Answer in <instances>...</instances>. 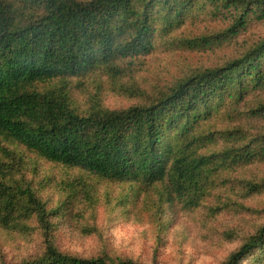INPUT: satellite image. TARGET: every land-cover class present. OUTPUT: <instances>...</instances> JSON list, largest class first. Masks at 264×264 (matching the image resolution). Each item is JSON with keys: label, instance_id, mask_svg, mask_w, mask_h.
<instances>
[{"label": "trees", "instance_id": "1", "mask_svg": "<svg viewBox=\"0 0 264 264\" xmlns=\"http://www.w3.org/2000/svg\"><path fill=\"white\" fill-rule=\"evenodd\" d=\"M100 214L190 217L213 248L238 243L221 264H264V0H0V247L138 264Z\"/></svg>", "mask_w": 264, "mask_h": 264}, {"label": "rangeland", "instance_id": "2", "mask_svg": "<svg viewBox=\"0 0 264 264\" xmlns=\"http://www.w3.org/2000/svg\"><path fill=\"white\" fill-rule=\"evenodd\" d=\"M116 101L108 99L106 103L114 106ZM171 216L172 214L168 216L167 225L170 226L167 229L146 223L136 225L106 222L104 218L103 222V214L99 216L98 225L105 226V242L113 251L135 260L138 264H221L238 245L234 242L213 248L210 235L205 234V230L200 231L197 222L190 217L181 218L174 214ZM261 218V214L250 216L248 225H244L245 229L249 230L250 224L259 223ZM234 224L238 225V221H234ZM57 237H60L58 245L62 249L76 255L87 257L99 250L95 238L74 239L70 233H61ZM1 245L0 264H16L42 250V243L38 238L28 243L19 239H6ZM104 251L111 252L107 247Z\"/></svg>", "mask_w": 264, "mask_h": 264}]
</instances>
